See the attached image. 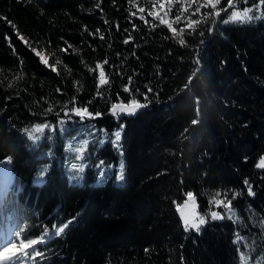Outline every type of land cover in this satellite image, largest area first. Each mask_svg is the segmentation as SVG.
<instances>
[{
	"label": "trees",
	"instance_id": "trees-1",
	"mask_svg": "<svg viewBox=\"0 0 264 264\" xmlns=\"http://www.w3.org/2000/svg\"><path fill=\"white\" fill-rule=\"evenodd\" d=\"M202 1L169 28L145 0H0V161L11 159L21 228L41 238L71 221L38 244L35 264H242L241 252L264 264V21L226 24ZM132 100L146 106L111 114ZM74 107L101 113L80 124L124 126V186L116 170L105 185L94 168L69 180L61 160L85 137L76 128L54 134L51 158L47 142L32 147L24 129L56 127ZM119 159L111 141L96 155ZM214 199L234 216L186 231Z\"/></svg>",
	"mask_w": 264,
	"mask_h": 264
},
{
	"label": "rangeland",
	"instance_id": "rangeland-1",
	"mask_svg": "<svg viewBox=\"0 0 264 264\" xmlns=\"http://www.w3.org/2000/svg\"><path fill=\"white\" fill-rule=\"evenodd\" d=\"M144 0H142L143 2ZM147 3V6H149L150 10H154L158 15L163 18L164 21L167 22V24H175L177 21L180 20V22H184L185 19H183V16L185 15L184 11L186 10H191L192 5L194 2H198L199 0H145ZM215 2V0H213ZM202 3H205L207 5H210L207 0H203ZM176 8V9H175ZM216 8H220L217 10V13H227V18L231 15L233 11H238V12H243L245 8H250L252 11L249 13L253 19L249 22H239V21H229L226 24H253L257 23L261 20L264 21V3H262V0H246L245 2H242V0H231V4H229L228 0H219V3L216 4ZM175 9V12H174ZM177 15H179V20L176 19ZM259 16L260 18H257ZM23 40L24 38L21 37ZM24 41V40H23ZM26 42V41H25ZM40 57L43 56V51L38 52ZM42 53V54H41ZM49 58L47 59L48 63L47 66H50L49 64ZM42 60V59H41ZM130 104V103H129ZM73 116V117H72ZM69 117H71L69 119ZM74 113L69 114L66 118L63 119L64 124H63V130H61V125L60 122L58 125L55 127L53 125L52 128H44L43 133H35L36 135L39 136L38 140H32V147L37 148L40 146L43 142H47L48 145L45 146V148L42 149L43 155L47 157H52V145L54 144V134L56 135L58 130L61 135H64V133L72 128H76L77 130H80V134H82L85 137L80 138L75 137L72 139L67 140V144L65 147V155H64V160H61V163L64 166V169L66 171V174L69 178V180L73 183H83L85 178L88 175V170L89 168H94V173L95 175L93 176L94 180L96 181L97 184L99 185H105L107 183V175L111 174L112 171L116 170L117 176L119 175V169H120V164L123 162L124 164V179L117 180L115 181V184L118 186H124L126 183V163H125V158H124V151L122 148V141H123V134L124 130L121 132V139L119 141L118 145H114V147L117 149V152L119 154V163L118 166H107L104 164L102 160H96V155L98 154V150L102 149L107 142L114 140V135L113 133L116 131H120L121 128L114 132H109L107 129H97L92 121L86 122L84 124H80L82 122L79 117L77 119L75 118ZM86 120V119H85ZM83 120V121H85ZM91 120V119H87ZM43 125V124H39ZM49 125V124H47ZM73 125V126H72ZM37 125H35L33 128L30 130L35 129ZM124 129V126H123ZM28 135V134H27ZM87 141V145L84 148V153L82 158H78L79 154L75 151V149L81 147L84 145V142ZM49 142V143H48ZM51 144V145H49ZM92 144H97V148L94 150V152L91 151V145ZM6 159L5 161H7ZM102 162V164H101ZM73 163H80L84 165V172L82 173V179L77 178V179H72L73 175L75 174L76 170L71 168V164ZM92 164H95L92 166ZM9 167V178L11 183L7 185L5 182V178L3 174H0V204L3 203L2 206H0V239L5 238V236L9 237L14 231H18L20 233V237L14 241V243L17 244V252L16 255H19V240L24 239L25 241L27 239H37L39 240L40 238H33L30 233L28 234V231L26 229H22L21 221H22V213H21V206L20 203L17 200L16 197V192L13 189V183L15 180V175L12 170V165H11V159H10V165ZM47 168V167H46ZM49 169H47V172ZM101 171H103V175L101 176ZM44 172L43 175L41 174L37 175L34 178V181L38 184L44 182L46 173ZM111 172V173H110ZM13 175V178H11ZM7 177V178H8ZM7 185V186H6ZM8 187L7 193H5L3 190L4 188ZM4 192V193H3ZM5 203V205H4ZM190 204L192 206L191 212H194V205L193 201H190ZM214 208L210 214H206L203 216H200L198 214H194L193 219L191 221L198 222L200 217H203L205 220V223L200 225V230L205 226L209 220H214L211 217L212 212H217L221 216L229 217L228 212L225 210L224 205H216L214 204ZM231 208V207H230ZM181 211L184 213L185 211V206L181 208ZM195 230V229H193ZM199 230V231H200ZM196 231V230H195ZM240 241V239L238 240ZM7 246V245H5ZM38 244L29 248H25L24 250L28 253V257L24 260V264H35V252L33 251V248H35L36 251L39 252L38 250ZM3 249L0 248V252H2ZM9 258L11 257V253L8 254ZM240 257L242 260V264H253L250 261V255L245 254L243 252L240 253ZM0 264H5V261H0Z\"/></svg>",
	"mask_w": 264,
	"mask_h": 264
},
{
	"label": "snow or ice",
	"instance_id": "snow-or-ice-1",
	"mask_svg": "<svg viewBox=\"0 0 264 264\" xmlns=\"http://www.w3.org/2000/svg\"><path fill=\"white\" fill-rule=\"evenodd\" d=\"M207 2L211 5V7L215 8L216 4L219 3V0H215V2H213V0H207ZM229 4H231V0H228ZM242 2L246 3V0H242ZM262 3H264V0H262ZM140 11H143V9H141ZM252 11V9L250 8H245L243 12H238V11H233L231 13V15L228 17L227 20L224 21V23H228L229 21H239V22H249L253 19V17L249 14ZM153 15H155L153 13ZM217 15H219V13H217ZM179 15H177L176 19L179 20ZM257 18H260L259 16H257ZM141 19H143V17H141ZM162 24L167 23L164 20L160 21ZM169 28H171V25H168ZM175 31V30H173ZM181 31H183V29H181ZM101 39H103V37H101ZM131 39V37L129 38ZM128 40H125V43H128ZM181 44L183 43L182 39L179 41ZM71 47V46H69ZM63 51H67V49H64ZM39 55V53H38ZM42 62L47 65L48 61L46 57L41 56ZM57 64L60 63L59 60L56 61ZM104 64H107L108 61L105 60L103 62ZM97 68L100 69L99 71V77H98V86H102V85H106L108 84V80L105 77V73L103 70V65L98 63L97 64ZM90 71H94V69H89ZM125 91H128V89L126 88ZM149 91H151V89H149ZM99 94V92H98ZM146 105H142L139 102L132 100L130 104H123L122 102L120 104L117 103H112L111 104V114L113 116H117L119 117V115L121 113L124 114H134L136 112L137 109L145 107ZM67 107V105H65V108ZM49 111H51V108L49 109ZM72 113L75 114V116L79 117L81 121L85 120V119H92V118H96V117H100L101 113L96 112L95 114L93 112L88 111L87 108H79V107H74L72 110ZM66 116H68L67 113H65ZM71 117H69L70 119ZM63 124L64 121L61 120L60 121V125H61V130H63ZM44 128H52V126L47 125V124H43V125H37L35 127V129L33 130H29V129H24V132L28 134V136L33 139V140H38L39 136L36 135L35 133H43V129ZM123 130V127H121L120 131H116L113 133L114 135V140H112V143L114 145H118L119 141L121 139V132ZM87 141L84 142V145L75 149V151L79 154L78 158H82L83 157V153H84V148L87 145ZM102 164V162H101ZM10 165V158L7 161H0V174H3L4 176H9V166ZM258 167H264V158L261 159L260 164L258 165ZM71 168L76 170L75 174L73 175L72 179H77L80 178L82 179V173L84 172V165L80 164V163H73L71 164ZM44 172H47V169H44L41 173V176L43 175ZM101 176L103 175V171H101ZM124 179V164L123 162H121L120 164V169H119V175L117 176V180H123ZM245 184H248V181H245ZM248 192L249 195H253L254 193H252L251 191V186H249L248 188ZM219 195V193H217V196ZM188 196L191 198L192 194L188 193ZM213 203H215L216 205H224L225 210L228 212L229 218L231 219L234 216V213L232 212L231 208H230V204L231 201H228L227 203H225L223 200H213ZM211 217L212 219H223L224 217L221 216L219 213L217 212H212L211 213ZM71 223V221H69L68 223H65L63 226L59 227V228H55L54 226V231L51 232V234H49L48 230L45 229L43 235L41 236V238L39 240L37 239H27L26 241L24 239H20L19 240V255H16L17 252V244L14 243L15 240H17L20 237V233L18 231H14L10 238L5 236V238L0 239V248L3 249L2 252H0V261H5V264H24V260L28 257V253L24 250L25 248H29L32 246H35L37 244H42L44 243L45 237H47L48 239H51L52 237L55 236H59L60 234H62L65 229L68 227V225ZM205 220L203 217H200L198 222H194V221H189L187 218H185L184 221V226H185V230H189V229H195L196 231L200 230V225L204 224ZM7 245V246H5ZM33 251L35 252V255H41L38 251L35 250V248H33ZM11 253V257L9 258V255Z\"/></svg>",
	"mask_w": 264,
	"mask_h": 264
},
{
	"label": "bare ground",
	"instance_id": "bare-ground-1",
	"mask_svg": "<svg viewBox=\"0 0 264 264\" xmlns=\"http://www.w3.org/2000/svg\"><path fill=\"white\" fill-rule=\"evenodd\" d=\"M26 40H27V38L24 37V41H26ZM38 52H39V51H38ZM41 54H42V53H41ZM43 55H44V57H46V58L48 59V57H49V52H48V51H43ZM13 173H14V172H13ZM14 175H15V174H14ZM11 176H12L11 178H13V175H11ZM7 177H8V176H7ZM7 177H3V178H5V179H4L5 182L7 183V185H9V183H11V181H10V178H9V177L7 178ZM13 184H14V183H13ZM7 185H6V186H7ZM8 189H9V188L6 187V188H4L3 191H4L5 193H7ZM4 192H3V193H4ZM2 205H3V203L0 204V206H2ZM4 205H5V203H4Z\"/></svg>",
	"mask_w": 264,
	"mask_h": 264
},
{
	"label": "water",
	"instance_id": "water-1",
	"mask_svg": "<svg viewBox=\"0 0 264 264\" xmlns=\"http://www.w3.org/2000/svg\"><path fill=\"white\" fill-rule=\"evenodd\" d=\"M26 42H28V37H27V40H26ZM36 54L38 55V53L36 52ZM38 56H40V55H38ZM49 57H50V53H49Z\"/></svg>",
	"mask_w": 264,
	"mask_h": 264
}]
</instances>
